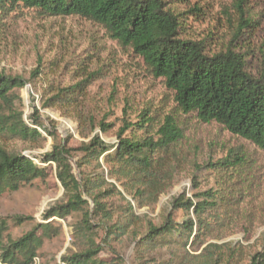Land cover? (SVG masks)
<instances>
[{
  "label": "trees",
  "instance_id": "16d2710c",
  "mask_svg": "<svg viewBox=\"0 0 264 264\" xmlns=\"http://www.w3.org/2000/svg\"><path fill=\"white\" fill-rule=\"evenodd\" d=\"M245 3L246 0H233L234 19L228 16L227 21L234 22L235 27L227 46L212 54L205 52L208 37H181L188 31V20L199 16L201 9L187 7L186 16L171 9L167 0H0V28L7 20L27 13L42 19L78 17L92 22L121 48L141 59L150 76L162 79L182 115H194L202 124H216L264 152V64L256 75H251L243 56L232 49L233 42L243 40L245 31L250 33L249 29L259 25ZM260 53L264 57V47ZM86 83L82 80L74 86L41 93V106L77 111ZM26 84L18 76L0 74V137L25 142L44 140L37 130L41 127L55 140L33 115L29 117L30 125L22 120L17 91ZM99 128L106 132L103 124ZM183 138L181 123L175 118L143 108L133 121H125L114 145L95 134L79 146L77 167L92 169L79 179L72 173L70 150L61 144L53 145L40 163L56 165V179L66 199L44 211L42 222L15 240H5L6 225L0 221V264H33L35 258L39 259L44 241L62 233L54 219L65 220L73 213L80 214L72 227L79 246L75 252L62 255L61 264H104L98 259L102 248L94 242L93 233L99 227L105 236L102 243L131 235L139 255L166 248L174 249L172 256L180 258L178 251L182 249L192 261L180 264H264V233L259 237V250L247 251L241 244H207L196 254L205 244L204 238L224 225V198H233L232 193L241 189L249 174L240 148L227 149L223 157L208 159L201 167L193 165L195 170L210 174L213 188L201 191L194 185L189 196L182 192L172 198L159 225L140 224L143 219L135 209L153 207L161 195L172 189L179 170L187 165L179 151ZM46 176V170L30 158L0 148V197L36 180L43 181ZM113 196L123 202L122 209L107 202ZM176 213L181 214L180 220H175ZM130 228H134L131 233Z\"/></svg>",
  "mask_w": 264,
  "mask_h": 264
},
{
  "label": "rangeland",
  "instance_id": "374dc122",
  "mask_svg": "<svg viewBox=\"0 0 264 264\" xmlns=\"http://www.w3.org/2000/svg\"><path fill=\"white\" fill-rule=\"evenodd\" d=\"M167 1L171 9L182 14L193 5L201 9L199 16L188 20V34H183L182 38L201 40L208 37L205 51L208 54L227 46L235 27L234 22L227 21L228 16L234 19L233 0ZM245 8L258 19L259 25L249 29L252 30L250 33L245 31L243 40L233 42L232 49L245 59L246 71L256 75L264 64L260 53L264 47V0H246ZM0 74L18 76L27 81L28 84L17 91L21 98L22 120L30 125L29 117L33 115L55 137V140L48 137L41 127L37 130L44 140L25 142L0 137L1 149L30 158L43 167L47 175L43 181L36 180L17 192L4 193L0 197V221L6 225V241L30 231L34 224L42 222L44 211L66 199L56 179V165L40 163V158L52 151L53 145L61 144L70 150L72 173L79 179L92 172L91 168L77 167L81 155L77 151L79 146L95 134L106 144L114 145L116 134L125 121H133L138 111L148 108L160 116L170 115L181 123L184 138L179 151L182 150L187 165L179 170L172 189L161 195L153 207L135 209V214L143 219L140 224L143 227L146 222L159 225L172 198L182 192L189 196L194 185L201 191L213 188L210 174L195 170L193 165L201 167L208 159L223 157L227 149L240 148L249 174L242 181L241 189L232 193L233 198H224V225L204 238L205 244L196 254L207 244H241L247 251L260 249L259 237L264 233V152L231 136L216 124H202L194 115H182L162 79L150 76L141 59L111 40L103 28L78 17L42 19L34 13H27L22 18L13 17L0 28ZM82 80L87 81V87L77 111L41 106V93L74 86ZM100 123L106 132L100 130ZM107 202L118 210L124 205L116 196ZM89 206L92 207L90 201ZM180 218L181 214L176 213L175 220ZM79 219V213H73L65 220L54 219L55 225L61 226L62 233L44 241L38 255L39 264H61L62 255L77 250L79 242L73 237L72 227ZM95 231L94 242L102 248L98 259L104 264H180L192 261L182 249L178 251L180 258L172 256L174 249L166 248L139 255L131 235L127 234L119 241L102 243L105 238L103 228Z\"/></svg>",
  "mask_w": 264,
  "mask_h": 264
},
{
  "label": "built area",
  "instance_id": "2783aa9c",
  "mask_svg": "<svg viewBox=\"0 0 264 264\" xmlns=\"http://www.w3.org/2000/svg\"><path fill=\"white\" fill-rule=\"evenodd\" d=\"M38 262H39V259L35 258L33 264H39Z\"/></svg>",
  "mask_w": 264,
  "mask_h": 264
}]
</instances>
